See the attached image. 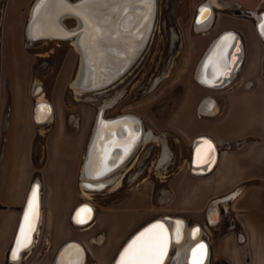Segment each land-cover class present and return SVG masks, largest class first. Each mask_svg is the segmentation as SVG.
Masks as SVG:
<instances>
[{"label":"crops","instance_id":"obj_1","mask_svg":"<svg viewBox=\"0 0 264 264\" xmlns=\"http://www.w3.org/2000/svg\"><path fill=\"white\" fill-rule=\"evenodd\" d=\"M203 1L192 0L193 13ZM218 2L219 6H212L210 24L195 26L194 42L201 48V55L194 75L184 76L179 89H164L162 102L155 99L158 104L148 93L138 99L139 105L132 111L143 123L147 120L158 128L169 129L182 140L185 152L176 166L166 172L172 158L170 146H166L157 170L153 159L142 175L144 179L116 201L93 200L94 217L80 226L72 219L80 199L69 182V170L57 168L47 174L44 163L40 170L44 180L41 179L42 212L37 241L15 264H55L62 246L73 241L85 248L83 264H112L128 237L162 213L181 217L190 226H200L211 262L264 264V35L256 22L260 18L264 23V0ZM236 3L249 12L236 13ZM203 27L207 29L200 31ZM227 30L240 39V67L227 83L224 80L222 85H205L202 78L214 81L221 53L218 56L214 47L211 60L203 62L204 58L214 39ZM224 38L219 42L220 48ZM144 102L147 105H142ZM199 136L209 137L217 148L216 161L210 170L198 171L190 161L193 141ZM60 145L61 150L64 145ZM70 147L68 143L65 146L68 151ZM3 152L7 157L0 160V264H11L7 251L34 163L17 143L3 148ZM136 152L131 154V167ZM222 204L234 217L233 226L221 213ZM214 209L218 211L217 222L208 224L211 220L208 213ZM238 231L244 234L242 240Z\"/></svg>","mask_w":264,"mask_h":264},{"label":"rangeland","instance_id":"obj_2","mask_svg":"<svg viewBox=\"0 0 264 264\" xmlns=\"http://www.w3.org/2000/svg\"><path fill=\"white\" fill-rule=\"evenodd\" d=\"M33 3L34 0H0V160L1 157L3 160L7 157L3 148L16 143L24 154L30 155L34 171L29 179L27 191L31 182L36 179L41 182L44 180L40 173L44 163L47 174H52V170L57 168L69 170V182L80 199L76 205L83 201H116L123 193L130 191L135 183L144 179L142 175H145L147 164L153 159V167L157 170L159 158L162 152L164 154L166 146H170L172 157L166 172H171L185 152L182 140L173 131L158 128L147 120L144 125L142 119L132 111L139 105L138 99L148 93L152 94L153 101L158 99L162 102L160 96L164 89H179L180 80L184 76L194 75L201 48L194 42L197 32L192 29L196 12L193 13L192 0H156L151 34L139 56L124 71L117 83H113L114 85L108 86L103 92L86 91L79 96H76L70 87L78 61V53L71 41L37 40L29 44L26 39L25 28ZM64 20L68 26L77 25L75 23L78 22L71 16ZM117 29V32H124L128 26ZM130 29L131 27L128 30ZM113 34L112 38L110 35L107 37L106 44L110 46L117 37V33ZM113 63L114 60L110 61V65ZM41 92L53 106V118L49 122L38 124L33 117V106ZM118 92L117 100L105 108V116L111 118L134 113L147 130L154 129L155 132L151 130L160 140L140 145L133 166L130 165L131 168L128 169L124 167L122 170L125 175L119 188L110 192L92 191V197L86 198L80 193L79 171L94 125V115L99 105L112 99ZM154 102L158 104V101ZM142 105H147V102ZM67 143L71 145L69 151L65 148ZM60 144L64 145L61 150ZM106 144L109 145V141ZM210 212L209 218L216 217L217 209ZM164 214L169 213L157 216H165ZM206 231L204 229V235L207 234ZM9 250L10 248L7 257ZM210 260L211 257L208 264H224ZM113 261L114 259L112 264ZM167 264L175 263L170 260Z\"/></svg>","mask_w":264,"mask_h":264},{"label":"bare ground","instance_id":"obj_3","mask_svg":"<svg viewBox=\"0 0 264 264\" xmlns=\"http://www.w3.org/2000/svg\"><path fill=\"white\" fill-rule=\"evenodd\" d=\"M81 3L82 0H64L63 4L56 2V0H45V3L41 5V0H34L25 28L26 39L29 41V44L37 40L48 41L53 39H68L71 41L74 49L78 53L77 67L70 83V87L76 96L82 95L86 91L103 92L108 86H111L120 79L124 71L139 56L147 40L144 38L143 34L145 31L147 32L146 24L148 21L144 23L142 20L143 17H141V15L143 13H141V10L143 8L146 11L151 10V8L146 6L145 0H127L126 10L122 9L118 4L111 2L105 7L94 9L93 11L103 21L104 31L98 38L93 39L92 29L89 25L75 12L71 11V9H78ZM199 5L200 9L196 11V14L199 12L196 21V14L194 17V28L195 26H206L210 24L213 18L212 6H219L220 3L218 0H205ZM154 6L156 7V4H154ZM155 7L151 10L149 15V27L150 23L151 25L153 23L152 19ZM202 9H207L208 11L202 15ZM70 16L74 17L76 22L78 21L75 23L77 25L68 26L65 23L64 19ZM198 20L200 22H197ZM127 26L128 29L129 27H131V29L130 31L126 29L123 34L116 30L118 27L123 29ZM207 27H203V29L199 30L204 31ZM149 31H151V29H149ZM110 32L112 33L110 34ZM113 33H117L115 34L117 37H115V42L110 46V44H106V41L108 35L111 37ZM228 34L231 35L228 36ZM235 35L236 34L231 30L224 31V33L222 32L214 39L212 45L210 44L211 48L203 62L211 60V57H213V52L211 51L215 47L218 51V56L221 53V56L224 57L227 63V75L220 74L221 69L218 64V72L216 76L212 77V79H214V81L211 82L212 84L208 82V79L202 78V82L206 81V84L204 82L205 85H222L224 80H230L238 71L241 64L240 55L242 47L240 45V39L238 38L236 41ZM146 37H149V35H146ZM224 37H227V44L231 45L234 42L233 45L235 47H233V49L231 46L223 48L218 46L220 40ZM138 41L139 44L137 45ZM112 60H114V63L110 65V61ZM118 96L119 92L112 99L105 100L101 106L99 105L97 107L98 110L94 115L92 133L89 144L87 143V150L79 171L80 193L86 198L92 197V191L107 190V192H109L119 188L125 175V172L123 173L122 170L124 167L125 169L130 167L131 154L136 151L142 143L160 140V137L151 129L147 130L143 126L140 118L134 113L120 114L111 118L105 116V108L112 105L117 100ZM33 117L38 124L49 122L53 118V106L42 92L36 97V103L33 106ZM111 137L113 139H111ZM107 141H109V145L106 144ZM205 141L211 142L212 151L210 153L208 152ZM195 142L196 143L191 147L190 161H193V166L198 171L210 170L217 156V149L214 142L206 136H203L199 143H197V141ZM125 149H127V152ZM198 149H200L199 153L197 151ZM205 153H208L207 160L204 159ZM108 156H111V158L106 160ZM89 185H91V187H89ZM33 188H36L37 203L34 230L30 234V243L26 247L19 249L16 253V258H13V252L16 250V238L19 234L20 227L18 228V226L21 220L23 207L27 199L29 201ZM41 195L42 182L36 179L34 182H31L29 186L23 207L18 216L16 230L8 253L11 264L18 263L22 259L23 253L30 250L37 241L36 233L38 232V224L42 212ZM26 204L28 205V202ZM92 205L93 204L89 201L79 203L76 206L77 209L75 211L73 210L72 213L74 223H78L81 226L92 220L94 217V208ZM84 208L90 209L87 215L81 211ZM210 213L211 212L208 213V216ZM217 216L218 211L216 217L210 218L211 221L215 220ZM149 222H147L149 224L143 227L138 233L135 235L133 234L134 236L131 235L126 240L114 258L113 264H118L120 254L124 248L127 247L140 232L158 222L164 224L169 237V247L163 264H167L170 260L175 264H191L192 249L199 244H204L206 249L203 264L209 263V246L207 241L203 238V230L200 226L196 225L193 227L188 225L185 219L181 217L176 218L166 215L154 218ZM57 256L58 258L55 264H68L69 260L77 262V264H83L85 259V248L78 242H69L62 246Z\"/></svg>","mask_w":264,"mask_h":264},{"label":"snow or ice","instance_id":"obj_4","mask_svg":"<svg viewBox=\"0 0 264 264\" xmlns=\"http://www.w3.org/2000/svg\"><path fill=\"white\" fill-rule=\"evenodd\" d=\"M56 2L63 4L64 0H56ZM109 2L118 4L122 9L126 10L127 0H82V3L78 9H71L86 24L92 29V38L96 39L99 35L103 34L104 27L103 21L93 11L105 7ZM150 3V0H148ZM45 3V0H41V5ZM39 7V6H38ZM208 10L202 9L201 14H205ZM197 22H200L199 20ZM261 34L264 35V23L259 26ZM231 34H228L230 36ZM225 43L221 45L223 47H230L227 44V37L224 38ZM234 59V57H233ZM221 69V75H227V63L223 56L218 61ZM46 107V106H43ZM208 147V152L212 151L211 142L205 141ZM127 152V149H125ZM198 153L200 149L197 150ZM208 153H205L204 159L207 160ZM103 174V173H98ZM91 187V185H89ZM37 203H36V188H33L32 195L29 198L27 210L24 213L23 221L19 228V234L16 238V250L13 252V258H16V253L22 247H26L30 243V234L34 230V222L36 219ZM81 211L87 215L90 209L84 208ZM79 215V213H78ZM82 222V221H81ZM179 235V233H178ZM169 247V237L167 235V229L163 223H155L145 228L140 232L128 245L124 248L120 254L118 264H163V260L167 254ZM206 254L204 244H199L192 249L191 264H203V259ZM68 264H77V262L68 261Z\"/></svg>","mask_w":264,"mask_h":264},{"label":"flooded vegetation","instance_id":"obj_5","mask_svg":"<svg viewBox=\"0 0 264 264\" xmlns=\"http://www.w3.org/2000/svg\"><path fill=\"white\" fill-rule=\"evenodd\" d=\"M145 4H146V6L147 7H149V8H151V10L155 7L154 6V4H156V0H153V1H150V3L148 2V0H145ZM151 2H152V5H151ZM204 2V1H203ZM141 8H143V7H141ZM151 10H144V8L141 10L142 12L141 13H143L142 15H141V17H143L142 18V20L144 21V23L146 22V21H148L147 22V24H146V27H147V32L145 31L144 32V38H146L147 40L145 41V44L148 42V39H149V37H150V34H151V31H149V29H151L152 30V27H153V23H152V25H151V23H150V27H149V15H150V12H151ZM155 10H156V7H155ZM155 10H154V12H153V21H154V15H155ZM197 11V10H196ZM195 14H196V12H195ZM195 14H194V17H195ZM194 17H193V23H194ZM212 21V20H211ZM133 26V25H132ZM120 27V26H119ZM118 27V28H119ZM192 29L194 30L195 28H194V25H192ZM116 30L118 31V29L116 28ZM122 34H123V32L122 31H120ZM146 35H149V37H146ZM142 38V37H141ZM139 44V41L137 42V45ZM124 115V114H123ZM122 115V116H123Z\"/></svg>","mask_w":264,"mask_h":264},{"label":"built area","instance_id":"obj_6","mask_svg":"<svg viewBox=\"0 0 264 264\" xmlns=\"http://www.w3.org/2000/svg\"><path fill=\"white\" fill-rule=\"evenodd\" d=\"M236 7H237V9H238V11H237V13L238 14H246V13H248L249 11L248 10H246L244 7H242L241 5H239L238 3H236ZM257 21V20H256ZM194 167V166H193ZM195 169V168H194ZM222 214H225L226 216H228V218H229V226H233L234 225V217L233 216H231L230 214H229V209H228V207L226 206V205H223L222 204V212H221ZM217 222V221H216ZM215 222V223H216ZM209 223L210 224H213L212 222H211V220L209 221ZM243 232H241V231H238V237H239V239L240 240H242L243 239Z\"/></svg>","mask_w":264,"mask_h":264},{"label":"water","instance_id":"obj_7","mask_svg":"<svg viewBox=\"0 0 264 264\" xmlns=\"http://www.w3.org/2000/svg\"><path fill=\"white\" fill-rule=\"evenodd\" d=\"M200 9V8H199ZM257 22V25L259 26L260 24H261V21H260V18H258V20L256 21ZM259 28V27H258ZM260 30V29H259ZM261 32V31H260ZM224 33V32H223ZM237 39L238 38H236V41H237ZM233 47H235V46H233ZM233 47H232V49H233ZM229 81V80H228ZM228 81H225V83H227ZM224 83V84H225ZM202 137L203 136H199L198 138H196V140H194L193 141V144H195L196 142L195 141H197V143H199V141H200V139H202ZM192 144V145H193ZM217 149V148H216ZM111 158V156H108L107 158H106V160H109ZM194 164V163H193ZM195 168V167H194ZM196 169V168H195ZM197 170V169H196ZM28 202V199H27V201H26V203ZM24 204V207H23V211H22V216H21V220H20V222H19V226H18V228L20 227V225H21V223H22V218H23V215H24V213H25V211L27 210V204ZM77 209V207L74 209V211ZM74 221V220H73ZM217 221V218L215 219V220H212L211 222L212 223H214V222H216ZM152 222V221H151ZM151 222H149V223H151ZM149 223H146V224H144V226H142L141 228H139L135 233H134V235L136 234V233H138L143 227H145L146 225H148ZM18 231V230H17ZM18 233V232H17ZM16 233V234H17ZM133 235V236H134ZM120 253V252H119ZM119 255V254H118Z\"/></svg>","mask_w":264,"mask_h":264}]
</instances>
